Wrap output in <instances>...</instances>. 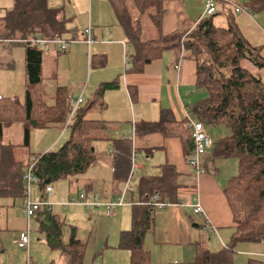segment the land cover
I'll return each mask as SVG.
<instances>
[{"label":"trees","instance_id":"trees-1","mask_svg":"<svg viewBox=\"0 0 264 264\" xmlns=\"http://www.w3.org/2000/svg\"><path fill=\"white\" fill-rule=\"evenodd\" d=\"M12 11L0 18V41L20 43L30 36L40 35L52 40L62 38L67 20L62 9H52L47 0H14ZM122 27L127 44L133 48L132 62L127 71L142 73L165 52L175 51L180 56L194 60L197 65L196 86L208 91V98L197 104L193 114L198 122L208 126H222L229 135L214 142V158L235 160L237 173L224 188L225 196L236 225L232 241L224 250L213 253L197 245V264H233L236 247L241 242L264 240V79L246 69L249 61L256 68H264L260 48L252 46L243 37L235 16L229 10L227 27L218 26L216 15L202 17L192 30L176 31L165 36L162 32L164 0H108ZM246 8L253 14L264 11V0H248ZM148 20L156 37L143 39L142 24ZM25 47L26 90L24 101L17 97H0V199L13 202L26 199L27 186L23 179L30 158L37 159L36 172L39 187L45 198L48 185L86 174L96 161L95 143L110 140L103 132L108 124L87 119L88 112L100 104L104 91L115 87L104 84L96 98L81 105L73 121L65 129L69 138L57 150L34 155L28 160H16L14 148H30L33 129L63 127L69 113L66 88L56 91L54 101L48 104L43 90V50L28 43ZM20 123L24 125L21 145H3L4 129ZM144 133H161L166 137L181 139L186 157L193 151V130L189 121H177L164 110L156 122L143 123ZM112 140V139H111ZM117 153L114 162L115 181L125 182L130 170L132 143L128 139H113ZM161 174L140 181V203H132V227L121 236L122 248L131 254V264H151L150 252L144 248V238L153 223L156 210L148 205L154 193L169 204L178 203V174L174 167L165 165ZM134 197V195H131ZM23 204V203H22ZM48 212L55 235L59 239L67 264H84L86 242L76 238V228L71 229L67 244L61 240L65 222ZM257 264V262H250Z\"/></svg>","mask_w":264,"mask_h":264},{"label":"crops","instance_id":"crops-1","mask_svg":"<svg viewBox=\"0 0 264 264\" xmlns=\"http://www.w3.org/2000/svg\"><path fill=\"white\" fill-rule=\"evenodd\" d=\"M95 1L101 2V0H62L66 24L71 23L72 28L77 29L75 35L86 41L85 31L89 26L93 41L98 38L95 42L97 43L95 53L90 58L88 56L90 74H95V78L91 85L90 76L88 84L84 86L86 89L83 95L84 103L96 98L104 84L115 85L104 91L102 99L99 100L104 106L97 105L88 112L89 114L96 111L97 120L108 124L103 134L107 135L110 140L103 141H108L109 147L106 153L98 154L95 143L96 161L92 169H89L90 172L85 174L86 178L77 180L76 183L83 185L85 193L90 196L98 191L104 201L119 194L123 182H116L114 179V162L117 151L113 145V139L131 140L132 152L133 150L136 152L142 165L134 181L137 189L142 179L159 176L163 166L174 167L178 174V203L170 204L164 210L154 211L153 223L144 238L143 245L150 252L151 264H197L198 244L213 253H218L232 241L236 225L224 188L228 181L236 175L237 162L214 158L211 149L202 157L203 171L198 174L196 169L187 163L180 138L166 137L161 133L142 132L140 126L143 123L159 121L164 110L170 111L177 121L189 118L192 122H198L192 109L208 98V91L196 86V62L188 57L180 56V53L175 51L165 52L160 59L149 64L142 73L127 71L125 54L129 53L128 47L131 45L127 44L125 33L123 29L120 30L122 27L114 11V17L121 28H118L111 19L100 23L95 18L92 11ZM247 2L248 0H218V11L214 21L221 27L226 26L228 21L226 11L232 12L243 37L252 46L260 48L264 58V11L251 13L246 8ZM87 3H89L88 8ZM76 6H82L84 16L89 10L88 20L86 18V21L79 22L80 19L78 20V15L73 8ZM163 7L162 32L168 36L176 31H187L193 28L204 17L205 0H164ZM239 8L241 11L237 12ZM52 9L56 8L52 7ZM79 28L82 31H78ZM70 49L71 45L67 52H64L69 53L66 56L67 60L77 59L80 54L79 48L77 49L76 46L72 51ZM132 53L133 51L131 55ZM60 63L57 60L56 68L48 78H60L62 75L59 69ZM176 66H179V71L175 69ZM243 66L264 79V68L258 69L249 61H245ZM14 68L15 65L9 62L8 65H3L2 70L13 72ZM42 73H44V60ZM62 87L67 89L65 80L57 90ZM89 90H91V96L84 98ZM67 92L69 96L71 92L68 89ZM81 95L82 93L74 96ZM50 129L63 131L65 125ZM220 134L226 137L229 131L224 127ZM47 144L39 151L44 150L42 153H45L57 150L56 147L52 148L55 143ZM27 160L28 157L24 163ZM39 192L41 196L36 195V198L41 200L40 188ZM78 192L81 191L78 189L74 191V193ZM74 193L70 191L67 196L58 197L55 202H63V199L69 198ZM137 195L134 197L131 194L127 195V204L118 207L111 215H108L104 208L91 209L87 213L81 205H70L69 207L55 205L50 213L65 222L61 237L64 244L71 239L73 227L76 228V238L87 243L84 264H131L130 251L122 248L121 236L132 227L131 202L140 203ZM3 201L9 204L0 205V264H26L25 252L14 243L19 233L26 228L15 227L13 225L14 215L11 216L9 212L11 205L18 206L21 215L25 218L22 212L23 202L20 200L13 202L8 199ZM197 205L202 207L204 215L195 213ZM3 211L6 212L5 216L2 214ZM48 216L46 210H41L30 221L31 232H36L33 235L30 233L31 257L34 264H67L58 242L60 238L56 237ZM3 217L4 220H2ZM104 225H107V229L100 232L99 228ZM84 232H86L85 239ZM252 261L264 264V240L241 242L237 245L233 264H250Z\"/></svg>","mask_w":264,"mask_h":264},{"label":"rangeland","instance_id":"rangeland-1","mask_svg":"<svg viewBox=\"0 0 264 264\" xmlns=\"http://www.w3.org/2000/svg\"><path fill=\"white\" fill-rule=\"evenodd\" d=\"M48 5L50 8H58V9H64V5L62 0H48ZM89 3H87L86 7L88 8ZM15 6L14 0H0V18H3L7 12L12 11ZM72 7V6H71ZM82 6H76L73 7L75 13H77V17L79 22L89 19V10L86 16L84 14L82 15ZM92 11L94 13L95 18L101 23L104 22L106 19L110 21V19L118 26V28H121L116 18L113 14V9L111 8L108 0H101L95 1L92 6ZM78 20H75L76 22ZM70 25V26H69ZM66 24V31L62 36V39L64 41L70 40L71 42V49L72 51L74 47L77 46V49L79 48V56L77 59H74L72 61H68L66 56L69 54L60 52L57 45L49 44L47 47L43 48V55H44V81H43V88L45 90V100L48 104H52L54 101V97L57 91V88L61 86L62 81L65 80L67 82V89L71 94H74L75 96L82 93V96L85 94V88L84 86L88 84L89 78L91 76V85L94 82L95 74H90V67L88 65V56L89 58L92 57V54L95 53V46L97 43L96 41H93L90 45V48L88 47V44L83 41V39H79L75 34L76 28H72L73 25ZM75 25V24H74ZM142 33L141 36L143 39H153L156 37L155 32L152 29V26L150 22L146 19L144 23L142 24ZM218 25V24H217ZM88 26V25H87ZM220 26V25H218ZM222 27H227L222 26ZM90 27L88 26V29ZM71 29V30H70ZM98 29V28H96ZM193 28H190L187 31L192 30ZM122 30V28L120 29ZM78 31H82L81 28H79ZM186 30L184 32H187ZM76 37V38H74ZM69 42V41H68ZM132 46L128 47L129 55H131ZM25 47L21 43H12L10 41H0V70H2L3 65H8L9 62L13 63L15 65V68L13 72H7L2 70L0 72V97H14L16 96L21 102L24 101L25 97V90H26V74H25V54H24ZM69 51V52H70ZM57 60H59L60 66L59 69L62 73L60 78H48L51 75V72L56 68ZM58 67V65H57ZM93 68V66H92ZM93 71L95 69L93 68ZM84 89V90H83ZM90 89V88H89ZM91 90H89L84 98L91 96ZM98 115L96 111H92L89 114H87V119H94L97 120ZM224 129L222 126H208L207 131L211 135V137L215 140L220 139V137H224V134H220V131ZM23 129L24 125L20 123H16L10 126L5 127L4 129V135L2 138L1 143L3 145H21L23 143ZM31 137V145L30 148H20L15 147L14 148V156L17 161L24 162L28 156V153H33L34 155H37L39 153H42L44 150L39 151L40 149H43L45 144L53 142L55 143L52 148H59L60 145H62L66 139L69 138L70 130L69 129H63L57 130V129H33ZM59 138V139H58ZM215 140V141H216ZM60 143V144H59ZM108 141H98L96 142V148L98 154H104L107 152V149L109 147ZM48 145V144H47ZM93 166V164H92ZM92 166L90 169H92ZM90 172V170H89ZM86 178V175H80L77 177H74L72 180H60L55 183H53L52 187L54 188L53 194L50 198H44L42 195V199L36 198L37 196H41L39 192V185L33 184L29 188V198L30 201L33 203H38L41 201H45L52 205V208H54L55 205L64 206L65 204H68L69 199L72 197H77L80 194H84L85 190L83 185H78L77 180H83ZM77 189L81 192H76ZM72 191V196L69 198L66 197L63 199V202L57 203L55 200H57L58 197H64L69 194V192ZM4 199H0V205L7 206L9 203H4ZM132 204V203H131ZM23 205V204H22ZM79 205V204H77ZM68 205L67 207H69ZM83 210L87 213L90 212V210H86L83 205H81ZM11 216L14 215V221L13 225L15 227H25L26 228V219L21 215L19 211L18 206L11 205L10 209ZM2 214L5 216L6 212L3 211ZM4 220V217L2 218ZM31 229V227H30ZM107 229V225H104L99 228L100 232H104ZM32 231V229H31ZM32 235L36 232H31ZM84 232L83 237L85 239ZM31 236V235H30ZM38 246V245H37ZM32 250V249H31ZM30 250V252H31Z\"/></svg>","mask_w":264,"mask_h":264},{"label":"built area","instance_id":"built-area-1","mask_svg":"<svg viewBox=\"0 0 264 264\" xmlns=\"http://www.w3.org/2000/svg\"><path fill=\"white\" fill-rule=\"evenodd\" d=\"M218 0H205V12L204 17L213 16L218 11ZM241 9H237V12H240ZM86 36V43L88 46L91 45L93 41V36L91 32V28L85 31ZM20 43H28L33 45L37 49H43L47 47L49 44L57 45L59 48V52H67L71 42L64 41L62 38L48 40L43 38L40 35L30 36L25 40H22ZM132 62V58L129 54H125V67L126 70L129 69ZM177 71L180 70L179 66L175 68ZM68 100L70 101V108L68 117L65 123V128L70 125L73 121L74 116L78 110V108L84 104L83 96L75 97L74 95L70 94L68 96ZM190 127L193 130V151L191 155L186 157L187 163L196 169L197 173L200 174L203 170L201 167V159L202 157L213 148L214 146V139L206 130V126L201 122H192L188 118ZM112 153V151H110ZM37 167V159L35 157H31L28 166L25 169L23 179L27 186L26 192V199L23 201L22 205V212L26 218L27 226L26 229L19 233L17 239L14 240V243L23 250L26 254V264H34V261L31 257L30 252V221L31 219L41 210L51 211L52 205L41 201L38 203H33L30 201L29 198V188L33 184H38L40 178L36 172ZM142 169L141 162L138 160L136 156V152L133 150L131 157H130V170L125 182L122 184L119 194L114 195L110 200L104 201L102 199L101 194L98 191H95L91 196L88 193L80 194L77 197H72L69 199L68 204H65L64 207L68 205H83L86 209H102L106 211L108 215L114 213V211L123 205L127 204L126 196L131 194L136 196L138 194V189L134 185V181L136 180V176L138 172ZM45 198H50L53 194V188L51 185H48L45 189ZM132 203V202H131ZM153 206L156 210H164L170 204L166 201L162 200L158 193H154L150 199L149 204ZM195 213L198 215H204V211L200 205L195 206Z\"/></svg>","mask_w":264,"mask_h":264},{"label":"water","instance_id":"water-1","mask_svg":"<svg viewBox=\"0 0 264 264\" xmlns=\"http://www.w3.org/2000/svg\"><path fill=\"white\" fill-rule=\"evenodd\" d=\"M38 177L40 178V176L38 175Z\"/></svg>","mask_w":264,"mask_h":264}]
</instances>
